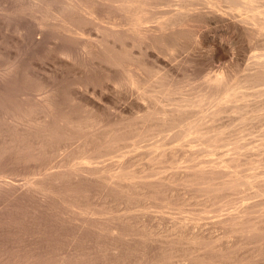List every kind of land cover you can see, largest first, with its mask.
I'll use <instances>...</instances> for the list:
<instances>
[{
    "label": "bare ground",
    "instance_id": "obj_1",
    "mask_svg": "<svg viewBox=\"0 0 264 264\" xmlns=\"http://www.w3.org/2000/svg\"><path fill=\"white\" fill-rule=\"evenodd\" d=\"M0 5H1V3H0ZM2 5H6V8H8L11 12H13V14L20 16L18 18H21L23 26L17 27V29L20 28V30H19L20 32L18 31V33L20 36H23L24 38L27 36V39L29 38L28 36H30V41H27L26 39L25 40L27 42H30V44L28 43V45H31V46L32 45L33 46L34 45H37V46L41 45L40 41L45 40L46 36H47L46 37L47 39L49 38L48 36L51 33L47 34L48 30L46 28V27H48V24L50 23L49 21L48 22L46 21V19L48 17L52 20H55V22L56 21L60 22V24L59 23H57V24L53 23L54 24L53 26L58 25L57 27H54V28H56L55 29L56 33H57V31L59 32V33H57V35H58L57 38H58V40H61L62 43H60L61 47H60V49L58 48L59 50L57 49V46H58L57 44H56L57 46L55 45L56 46L55 48L59 51V55L62 56L61 58H63V56H64L68 59L79 60L78 62L81 64H82V62H80V61L91 60V62H92V60L94 59L95 61H93V62L97 63L96 64L97 68L98 67L101 68V70L104 73V77L107 80V84H108L107 90H108L110 97L112 99L121 97L122 96L121 94L124 92L123 96L125 95L126 97H129V98L127 99V101H125L124 106L122 104L123 108L127 109V110L136 109L138 112H140L138 114H135V117L138 120V122H137L138 126L136 125V128L133 127L134 129L137 130L134 132L136 134H132V135L128 134L130 136H125L124 134L126 133V131H124V129H122V128H121L122 129L121 130L119 127L122 124V122L117 117L115 118V116H113L114 114L112 115L113 119L110 117V120H112V121H110L108 123H113V125L115 124L118 126L113 127L112 130L110 129V131H108V132L101 133L102 131L99 132V128H102L103 126L101 127V125H103V124H100L99 122L94 121L92 119L89 121L90 117L87 121L86 120L87 118L85 119V117L90 116V115L86 114L87 116L84 115L85 117L82 115L84 117L83 119H85L87 122H83L81 124L80 121H78V119H77V116H78L77 114L76 115L70 114L71 112L67 113V111H70L71 107H69V110H67L66 109L67 106L65 107V105L59 104L60 102H58L59 105L56 103L57 99L53 98L56 96V94L54 96L52 95L54 91L52 92V94L50 93V91H46V90L43 91L44 87H43L42 83L40 84L41 89L27 88L26 86L23 85L24 82L21 80L22 78L20 77L21 78L20 79L18 77V75L20 73L19 74L17 73L18 75H16V70L14 69L15 67H12V65L6 66V64H5V66L0 65V175L2 177V179H0V182H1L0 183V193L2 191L1 189H3L4 190V192H3L4 196L8 197V199H6V201H5V202H7L5 205H7V204L9 206L11 205V207L13 208L15 206L17 207L19 204L21 205V201H22V203H24V201H26L25 199L27 197L30 198V200H31V198H35V199L37 198V199H40V202L37 200V202L39 204H37L36 206H41L42 208L36 207V209L37 208L43 209V213H45V214H46V212H44V211L49 210L51 212V213L49 212V214H50V215L48 214L49 216H51L53 214L55 216H63L65 214H68V212H70L71 210H73V209H71V207L75 206L76 200H79L80 197L84 196L85 192H86V194L89 193V192L87 193V191H89L88 186L90 185V182L93 183L94 180H97L95 182L98 183V178H101V180H102V181L99 180L100 181L99 185H102L101 182H104V184H106L107 187H105V188L101 187L102 191L99 193L90 191V194L94 193L93 197H96V199L99 200L98 202L104 204L106 199H108L107 192H108V187H109L108 185H110V183H112L113 185H115L117 187L118 184L117 185L114 184V183H116V181L129 180L130 182H132L134 179L136 182L135 178H137V181H139V182H142V181L145 182L146 180H148L146 178L149 175H146V174L144 175V173L146 171L143 169V167H142V169H143L144 173L142 172V169H140V171H141V173H143V175L142 174H140V176L135 175L134 172H130V170L127 169V167H128L127 165L129 163L125 165L126 161H123L124 163L117 162L119 164L115 165L113 167V169L112 168H110L109 170L106 169L107 174L100 177V175H102V173L105 172L104 167H103L104 165L101 164L102 166L101 165L99 166L98 165L99 162H97L96 159L101 158L102 156L106 155L107 153L109 154L108 149H112V150L115 149L116 150L118 148L120 141L127 140L130 138V139H132V141L134 140V143H137L136 141L141 142V140L143 141V140L147 139L148 136H150V135L153 136L154 134H158V133L161 134V133L169 132L170 134L165 133L166 135H165V138H163L164 140L163 139H162L163 141L161 140L162 142L160 145L163 147V149H159V150H161V152L158 151V152H160V154L158 153L160 156L157 154L158 158H156L157 160L155 159L156 162H158V167H157V165H155V167L154 166L153 167L154 168L157 167L159 169L162 168V171H163V168H167V167L169 169L171 168V170H169V171H175V173L172 174V175H174V177H171V175H169L167 172L166 174L168 176L165 174L164 177L161 176L160 179H158L159 177L156 178L160 182L157 183V181H156L155 184L156 183L161 184V185L164 184V186L169 187V186H172L171 183H173L174 181H178V183L180 182L182 184V186L185 185V186L189 187L188 189L194 188L197 191L196 194H199L198 192H200L203 195H205V197H206V198H204L205 204H207L208 202H212L213 205L217 204L216 209L217 210L219 209V212L221 211L222 208H226V207L221 206V204L219 205V202L221 201V199L224 198V200H225L226 197L228 198L231 194L233 195V193L236 196L238 195V197L235 198V196H234L233 198L231 197V199L228 198L231 200L232 204H234L233 202L237 201L239 198L249 199L250 203H251V205L249 204L248 207H240L239 209L236 208L238 205L237 206L235 205L236 207H234V209L236 208V211H234V213L230 212L228 214L225 213L226 215L224 214V216L220 215L221 218L218 217L219 219L217 218L216 219L217 221H215V220L211 221L210 218L212 219V216L210 215L211 217L210 216H209L210 218L208 217L210 221L205 222V220H204L203 222H205V223H203V224H200V223L195 224V222H194V225H193V222H192L191 224L193 226L189 225L190 226L189 227V226H185V223H183L184 224V231L186 232V234L188 236L194 235L195 232H198V233H196L198 238H196L197 236L196 237H188L189 239L193 240L192 242L189 243V245L191 244L193 247L199 249L203 244L202 240L204 239V236H203L204 233L208 232L210 229L215 228L218 225L219 226L222 225L224 227L226 226V228L227 227L230 228V229L227 228L226 230H232V232L235 233L237 236H239V238L241 239V240L239 239L240 241L236 243V247H241L242 245H246L249 243L256 244L257 242H259V243H257V246H258L257 250H260V251L264 250V208H261L260 210L257 209L259 206H264V127H259V124H264V0H6L5 4H2ZM46 7H47V9H46L45 15H48V14L49 15L47 17H44V14L41 12H44L43 10ZM38 8L39 9L44 8V9H41L42 10L41 11ZM8 9H5V10H8ZM13 17H14V15H13ZM74 18H76L77 20L75 19L76 21H73V22H76V23H77V21H79V23L80 22H87L89 27L95 28V29L99 28L98 25H96V20L104 21V18H106L107 19L106 23L109 24V27L105 31L106 32L105 38L102 35V37L104 39H102L101 43L94 41L93 44H87L88 42L87 43L82 42L83 38L81 36L83 33H85L86 30L83 31V28H80V27H82L81 25L75 26V27L65 25L68 21L73 20ZM19 22L20 21H18V23ZM27 22L29 23L30 26L27 25ZM73 22H71V23H73ZM46 24H47V26H45ZM20 25H21V22H20ZM51 25H52V23H51ZM17 26H19V25H17ZM84 26H87V25H84ZM48 29H51V28H48ZM52 29L49 32H55V31H52ZM84 29H86V28H84ZM78 31L79 32L81 31L80 33H82V34L80 35V33ZM3 32H4V30H3ZM14 32H17V31H14ZM37 32H39L38 33L39 35L35 38V34ZM74 33L76 35H74ZM92 34H94V33H92ZM49 40H53V39H51V37H50ZM46 41H48V40H46ZM54 44H55V42H54ZM187 47L190 49V52H189L190 56L188 55V56L184 57L183 59H180L178 54H181V53H179V52H181L182 50H184ZM53 48H54V46H53ZM19 50H21V49H19ZM51 50H53V49H51ZM10 54H12V53H10ZM17 59H18V57H17ZM2 61H4V59ZM6 63H8V62H6ZM73 63H75V62H73ZM93 64H95V63H93ZM61 68H62V66H61ZM80 69H81V67H80ZM84 69H85V66H84ZM56 74H58V73H56ZM78 74H76V76ZM101 74H102V72H101ZM179 77H181L186 82V84L185 83L184 84L186 85L187 89L185 90L186 87L185 88L183 87L185 92L182 93V95H178V96L173 97L174 92L175 93H176V91L181 92L183 90V89L177 90L175 88L177 86L176 83H177ZM91 78H92V76H91ZM37 82H38V80H37ZM179 82L180 81H178V83ZM56 83H55V85H56ZM182 83H181V85H182ZM86 84H87V82H86ZM47 85L50 86L49 84H47ZM47 85L45 83V86H47ZM185 85H182V86H185ZM80 89H81V87H80ZM61 90H62V87H61ZM51 91H52V89H51ZM47 92H49V93L47 94ZM155 92L157 95L153 94ZM37 93H39L40 98L34 99L33 95L36 94V96H37ZM160 94L162 95V97L160 96ZM176 94H178V93H176ZM119 95H121V96H119ZM110 97L107 100H111ZM124 98L122 97V99H124ZM119 99H121V98H119ZM30 100H32V101H30ZM70 100H71V98H70ZM72 100H74V99H72ZM65 101H66V99H65ZM62 102H64V101H62ZM167 105H170V108H168L169 106L166 107ZM59 106H63V107H65V109L62 107H59ZM75 106H76V104H75ZM154 106H156V107H154ZM208 106H210V107L212 106L211 110H209L210 107H208ZM206 108L208 109L207 111H209V112L202 113V112H204V110ZM72 109H74V108H72ZM120 109H119V111H120ZM65 110H67V111H65ZM72 111H73L72 113L76 112L74 110H72ZM109 111H110V109H109ZM79 113H81V112H79ZM198 113L199 114L202 113V114H200L199 118H198ZM254 113H255V115H254ZM81 114H83V113H81ZM110 114H111V112H110ZM128 115H130V114H128ZM79 117H80V115L78 116V118ZM92 118H94V117H92ZM100 119L102 120L101 117H100ZM85 120H82V121H85ZM103 120H105V119H103ZM234 120H240L242 124L240 126H235V125L232 126V123ZM108 121H109V119H108ZM101 123H103V122H101ZM80 124L84 128V130H82V131H80V129H81ZM104 124H105V122H104ZM127 124H128V122H127ZM131 126H133V125H131ZM258 127L260 128L259 130H257ZM133 128H131V129H133ZM75 129H79L78 131H80V133L85 132L86 136L88 137V138H86V140L84 142L86 145V147L84 146L86 148V150L81 155L79 154L78 157L75 158L76 160L80 159V161L75 163V162L71 161V158L61 157L60 156L61 154L58 155V158H60V157L61 158L59 160H57L58 162L55 164H50L51 162H48L51 159L47 160V158H48L47 155H45V157H47V158H45L46 161L44 159H43L44 161L40 160L41 150H44V147H42L43 145L48 144L47 142H49V144H50L51 140H54V138H57V137L65 138L67 136L75 134V132H76ZM74 130H75V132H74ZM122 131H124V134H122ZM170 131H172V133ZM212 132H215V133L213 134ZM78 133L76 132V134H78ZM79 134H78V136H79ZM236 135H238V136H236ZM75 137H76V135H75ZM161 137H162V134H161ZM163 137H164V135H163ZM63 138H61V139L58 138L57 140H59V139L62 140ZM68 138L70 139V137H68ZM68 138H67V140H69ZM158 139H153V140L157 141ZM73 141H75V140H73ZM145 141H147V140H145ZM62 142H64V141H62ZM69 142H71V141H69ZM81 142H82V140H81ZM78 143H79V141H78ZM162 143H163V145H162ZM182 143L189 144L188 146L193 145L194 149L193 150L192 149L185 150L183 147L184 144L182 145ZM51 144H53V143H51ZM57 144L60 147V145H59L60 143L57 142ZM69 144H71V143H69ZM56 145H54V147ZM82 145H83V143H82ZM127 145L125 147H128ZM154 145H155V143H154ZM156 145H158V144L156 143ZM164 146H166V147L164 148ZM65 147H66V145H65ZM102 147L103 148L105 147L106 150H102L101 149ZM136 147H138V146H136ZM185 147H187V146H185ZM56 148H57V146H56ZM85 148H83V149H85ZM121 148H124V147L121 146ZM146 149L149 150L148 147ZM45 150H47V149H45ZM58 150H59V148H58ZM60 150L58 151L59 153H60ZM44 151H42V152H44ZM47 151L49 152L50 150H47ZM47 151H46V153H47ZM138 151H139V149H138ZM65 152H63V153H65ZM141 152L144 153L142 150H141ZM53 153H54V151H53ZM69 153H70V151H69ZM51 155H53V154L51 153ZM132 155H130V156H132ZM157 155H156V157H157ZM197 155H202L203 157H200V159H196L195 157ZM209 155L210 156L216 155V157H217V155H219L220 160L219 161L213 160L212 159L213 157L210 158ZM53 156L55 157V155H53ZM139 156L140 157L138 159H140V158L145 159L143 156H141V155H139ZM148 157H149V155H148ZM72 159H73V157H72ZM150 159H148V160H150ZM186 159H190L192 161L194 159L195 162L191 161L190 162L191 165H188V166L184 165L183 167L181 166L182 164L177 165V163L178 164L180 163V160H186ZM107 161H108V159H107ZM152 161H154V160H152ZM103 162H104V160H103ZM156 162H155V164H156ZM77 165H80V166H77ZM147 165L149 166V164H147ZM175 165L177 167L176 169H174ZM110 166H112V165H110ZM55 167L58 169V171H55V172L51 171V169L55 168ZM140 167H141V165H140ZM140 167H138V168H140ZM172 167H174L173 168L174 170H172ZM131 169H133V168H131ZM152 172H153V170H152ZM152 172H150V173H152ZM14 173L15 174L16 173H23V175L24 174H25V176L29 175V177L30 176L36 177V175L37 176L41 175V177L42 176L44 177V180L35 183V180H34L35 177H34V178H32L34 183L32 182V184H29V186H27L26 188L23 187L21 189H18L16 187L17 185L14 186L11 183V181H9V179L6 180L7 177L12 176V178H13ZM150 173H148V174H150ZM155 174H156V172H155ZM9 175H11V176H9ZM17 176H18V174H17ZM21 176H22V174H21ZM150 176H152V175L150 174ZM29 177H28V179H29ZM36 178L38 179L39 177H36ZM26 179L27 178H25V180ZM32 179H30V182L32 181ZM154 181L152 180V182H154ZM95 182H94V184H95ZM24 183L27 184V183H29V181L24 182ZM147 183L153 184L149 181ZM14 184H16V183H14ZM174 184H176V182H174ZM125 185H126V187L128 186L127 184H125ZM115 186L111 187V189L115 188ZM20 187L21 186H19V188ZM135 187L136 188H134V189L137 190L136 192H137L139 199H140L139 202L142 203L144 206L145 204H147V203H144V202H147V200H146L147 197H150L151 189L149 187H152V186L148 187L145 184H141V185H138ZM173 187H174V185L172 186V188ZM187 187H185V188L187 189ZM121 188H123V187H121ZM121 188H119V189H121ZM131 188H133V185ZM178 188H180V187L178 186ZM95 189H97V188H95ZM169 189H171V188L169 187ZM175 189H176V191L178 190L177 188H175ZM90 190H93V189H90ZM127 191H129V190H127ZM153 191L156 192V190H153ZM179 191H180V189H179ZM179 191H177V192H179ZM134 192H135V190H134ZM154 192H152V193L154 194ZM167 192H169V191L167 190ZM183 192L185 193L186 191L184 190ZM189 192H187V193H189ZM191 192H193V191H191ZM123 193H125V192L123 191ZM166 194H163V195H166ZM174 194H175V191H174ZM180 194H182V193H180ZM180 194H178V196H177L178 198H179ZM173 195L170 194V195H168L169 197L167 195L166 196L169 199L170 198L172 199ZM192 195L196 197L195 194H192ZM239 195H241V196H239ZM1 196L2 195H0V201L2 200ZM123 196L125 197V194H123ZM197 196H199V195H197ZM7 197H5V198H7ZM93 197H91V198H93ZM5 198L3 200H5ZM85 199L88 200L89 197H88V199L84 198V200ZM111 199H113V198L111 197ZM164 199H166V198H164ZM181 199H184V198H181ZM123 200L126 202L127 199L126 200L123 199ZM174 200H176V199H174ZM27 201H26V203H27ZM117 201H119V200H117ZM181 202H183V201H181ZM204 202H202V203L204 204ZM80 203H82V202H79V204ZM228 203H229V201H228ZM0 204H1V202H0ZM2 204H3V206H0V207H2L0 209V212H3V214L5 212H7L8 209L12 210V208H10V207L7 209L8 205L5 206L4 203H2ZM138 205H139V203H138ZM208 205H211V203H209ZM213 205L211 208H209L210 210L213 208ZM245 205H246V203H245ZM27 206L28 205H26V207ZM104 206H106V205H104ZM241 206H243V204ZM22 207H24V206L22 205ZM204 207L205 206L203 205V209H204ZM116 208L118 209L119 207L116 206ZM128 208H129V206H128ZM179 208H181V207H179ZM39 209H37V210H39ZM94 210H96V209H94ZM206 210H208V209H206ZM128 211H131V210L129 209ZM223 211H224V209H223ZM225 211H227V210L225 209ZM9 212H11V211H8L7 213H9ZM13 212H15V211H13ZM13 212H12V214H13ZM23 212H25V211H23ZM35 212H37V211H35ZM73 212H74V210L72 211V213ZM81 212L82 211L80 210V213ZM108 212H111V211H108ZM41 213H42V211H41ZM75 213H76V215L73 214L74 216H72V217H75V216L77 217V215L79 214V211L75 212ZM85 213L88 214V212H85ZM95 213H93V214H95ZM103 213H104V211H103ZM111 213H113V212H111ZM207 213L208 212H206V214ZM244 213H246V215ZM32 214H34V212H32ZM69 214L72 215L71 213H69ZM114 214H116V212ZM35 215H38V214L35 213L34 217H35ZM48 215L43 214V218H44V216L45 217L47 216V220H48L49 219ZM81 215L85 216V218H86V214H83V212ZM89 215H91V214H89ZM89 215H87V216H89ZM97 215H98V212H97ZM135 215H136V213H135ZM247 215H251L252 218L250 216H247ZM40 216H42V215H40ZM194 216H196V215L194 214ZM215 216H217V213L215 214ZM52 217H50V218H52ZM64 217H63V220H64ZM116 217H117V215H116ZM119 217H120V215H119ZM246 217H249L250 219L249 218L247 219ZM32 218H33V215H32ZM37 218H39V217H37ZM55 218H57V217H55ZM58 218H62V217H58ZM77 218H78L77 220L81 219V218L79 219V215ZM110 218H112V217L110 216ZM123 218H124V215H123ZM169 218H170V216H169ZM5 219L3 221H7V220L10 221V222L7 221L6 223L10 224L12 222L11 220H9L10 217H9V219L7 217V220H5ZM70 219H71V217H70ZM70 219H68V220L70 221ZM180 219H181V217H180ZM30 220H31V217H30ZM51 220H53V218ZM60 220H62V219H60ZM66 220L67 219H65V221ZM87 220H88V217H87ZM112 220H113V218H112ZM140 220H141V218H140ZM147 220H148V218H147ZM3 221H1L0 223H2ZM48 221L51 222L50 219ZM69 221H66V223H64V224H67V222H69ZM16 222H18V221H16ZM30 222H32V221H30ZM59 222L60 221H58V224H59ZM88 222H89V220H88ZM130 222H131V220H130ZM132 222H134V221H132ZM140 222H139V224H140ZM6 223L5 224L2 223V225L3 224L7 225ZM85 223H86V225H85ZM21 224H22V222H21ZM34 224H35V222H34ZM47 224H50V223H47ZM47 224H46V226H48V227H46V226L45 227L49 229V227L52 223L50 225H47ZM68 224L70 226V223H68ZM88 224H90V223H88ZM95 224L96 223H94V226L92 228L95 229V231H96L97 229L95 227L96 226ZM18 225H20V224H18ZM52 225L54 226V225H56V223L55 224L53 223ZM62 225H63V223H62ZM75 225L77 226V223ZM8 226L9 225L5 226V228H7ZM14 226L15 225H13V230H14ZM91 226L89 225V227H88L87 221H85V222H83V224H81V226H80L81 228H79V232L81 230H82V232H80V233L77 232V233L79 234V236L84 237V235H85L84 233L85 232L87 233V231H83V229L84 230H90V229H92ZM110 226H111V224H110ZM170 226H171V224H170ZM59 227H61V224ZM63 227H64V225H63ZM65 227L60 228V229L64 230ZM101 227H103V226L100 225L99 228H101ZM176 227H178V226H176ZM179 227H180V225H179ZM9 228L11 229V224H10ZM17 228L15 231H17ZM29 228H31V227H29ZM39 228H38V230H39ZM103 228H106V227H103ZM127 228H128V226H127ZM127 228H125V229H127ZM221 228L223 229V227H221ZM43 229L45 232L46 229L44 227H43ZM43 229H40V231L43 232ZM51 229H54V228L52 227ZM74 229H76V228L73 227V230ZM0 230H2L1 227H0ZM68 230H70V229H68ZM100 230L97 232H100ZM105 230H103V232ZM119 230L120 229L117 227V225L116 226L113 225V227L112 228L110 227V230L108 231V233L110 232L111 235L113 236V237H111L109 244H110V247L114 250L117 249V247L119 249V247L123 246L122 244H120L122 246H119V240L118 239H121V238H119L120 237L119 235H121L123 233L121 236H122V240H124V241L127 239L124 236H128V234L132 235L131 233H129L130 231L128 233H125L121 229L122 232L120 231L121 233H119ZM128 230H130V229H128ZM11 231L12 230H10L9 232H11ZM40 231H39V233H40ZM76 231H77V229H76ZM76 231H73V235L76 233ZM106 231H105V233H107ZM125 231L127 232V230H125ZM154 231H157V230H154ZM1 232L3 233V231H1ZM9 232H8V234H9ZM53 232H57V231L55 230ZM53 232L51 233V236H52ZM91 232H93V231H91ZM11 233L14 236V234L17 232L14 233V231H12ZM69 233L70 232H68L67 234H69ZM19 234L21 235L22 233H19ZM19 234L17 233V236ZM32 234L33 233H31V235ZM57 234H58V232H57ZM61 234H63V232ZM101 234H104V233H101ZM124 234H127V235H124ZM173 234H175V233H173ZM173 234H171V235H173ZM198 234H200V236ZM235 234H233V235L235 236ZM46 235H48V234H46ZM73 235H69V236L72 237ZM96 235H98V234H96ZM184 235H185V233H184ZM44 236H42V237H44ZM87 236L90 237L91 235L90 236L87 235ZM101 236H99V237H101ZM103 236L105 237V234ZM34 237L36 238V236H34ZM34 237H32V238H34ZM61 237H62V235H61ZM70 237H69V239H70ZM93 237H90V238L94 239ZM2 238H4V237H2ZM37 238H39V237H37ZM48 238H50V237H48ZM55 238H57V236ZM77 238H78V236H77ZM95 238H96V236H95ZM101 238H103V237H101ZM129 238L132 239V237H129ZM137 238H139V236H137ZM19 239H20V237H19ZM78 239H77V241H78ZM88 239L89 238H87V241H88ZM96 239H98V238H96ZM133 239H136V238H133ZM142 239H145V238H142ZM184 239H185V237H184ZM54 240H57V239H54ZM3 241H5V238L3 239ZM40 241H44V240L42 239ZM45 241H46V239H45ZM52 241L53 240H51V242ZM58 241H59V239H58ZM87 241H85V242L89 243V241L88 242ZM97 241L98 240L95 241L96 244H97ZM227 241H228V239H227ZM31 242H33V241H30L29 243H31ZM34 242H35V240H34ZM36 242H38V241H36ZM36 242L33 244V247L35 245H37L39 247L42 243V242H40V243H36ZM79 242H80V244L85 243L83 241L82 242L79 241ZM126 242L128 243V241H126ZM11 243H12V241H11ZM75 243L77 244V242H75V240H72L70 243L67 244V249H66V247H64V249L67 250L68 253H70V252L72 253V251H76L77 248H76ZM91 243H92V241H91ZM167 244H168V242H167ZM42 245H45V244H42ZM48 245H51V244H48ZM62 245H64V243ZM29 246H30V244H29ZM37 246H35V247H37ZM220 246L222 247V245H220ZM38 247L36 249H38ZM223 247L225 249L226 248L228 249V247H225V246H223ZM93 248H95V247H93ZM220 248H219V250H220ZM241 248H243V250H244V246ZM64 249H62V250L65 251ZM95 249H97V248H95ZM98 249H100V248H98ZM107 249H108V245H107ZM122 249H123V247H122ZM122 249H120V250H122ZM250 249H248V251ZM44 250L41 249V251L43 253H44ZM100 250H102V249H100ZM128 250H130V249H128ZM193 250H195V249H193ZM254 250L256 251V249H254ZM254 250L253 251L251 250L250 253L254 252ZM16 251H18V250H16ZM39 251H40V249H39ZM29 252H28V254H29ZM117 252L118 251H116L115 253H117ZM245 252L247 253L246 249L244 250V253ZM262 252H264V251H262ZM14 253H16V252H14ZM217 253H216V255L213 253L214 256L217 257ZM234 253H235V250H234ZM60 254H61V252H60ZM112 254H114V253H112ZM190 254H191V252H190ZM222 254L223 253H221L220 255H222ZM255 254H257V253H255ZM52 255H50V256H52ZM83 255H86V254L84 253ZM197 255H196V257H197ZM206 255H208V254L206 253ZM230 255H231V253H230ZM236 255H237V257L235 259V262L234 263L232 262V264H247L248 263L247 259L251 256V254H250V256H248V258H247L246 255H243L242 253H238V252ZM73 256H75V255H73ZM116 256H118V255H116ZM253 256H254V254H253ZM10 257H13V256H10ZM81 257H79V258H81ZM113 257L111 256V258H113ZM208 257L209 256H207L205 258H208ZM252 257H250V258H252ZM34 258H36V257H34ZM232 258H234V257H232ZM1 259H2V257H1ZM39 259H40V257H39ZM132 260H133V258H132ZM221 260H223V259H221ZM65 261H67V260L65 259ZM208 261L209 260H207L206 262H208ZM249 261H251V260L249 259ZM138 262H140V261H138ZM206 262H204V263H206ZM33 263H31V264H33ZM176 263H178V262L176 261ZM186 263H188V262H186ZM208 263L211 264L210 262H208ZM196 264H198V263L196 262ZM218 264H223V262L220 263V261H219ZM248 264H250V263H248ZM259 264H261V263H259Z\"/></svg>",
    "mask_w": 264,
    "mask_h": 264
},
{
    "label": "rangeland",
    "instance_id": "obj_2",
    "mask_svg": "<svg viewBox=\"0 0 264 264\" xmlns=\"http://www.w3.org/2000/svg\"><path fill=\"white\" fill-rule=\"evenodd\" d=\"M4 1V2H3ZM5 1L6 0H0V3H1V5H0V65H4L5 66V64H6V66L8 65V66H10V65H12V67H15L14 69L16 70V75H18L19 73V75H18V77L25 83H23V85L24 86H26L27 88H33V89H41L40 87H41V83H42V85H43V87L45 88H43V91L44 90H46V91H50V93L52 94V92H53V96L56 94V96L55 97H53V98H55V99H57V104H58V102H60L59 104H61V105H65V107L67 106V110H69V107H71V109L72 108H74V109H72V110H74V111H76V112H74V113H72L73 111L70 109V111H67V110H65V111H67V113L68 112H71L70 114H74V115H80V117L78 118V116H77V119H78V121H80V123L82 124L83 122H87L88 121V119H89V117H90V119H89V121L92 119V120H94V121H97V122H99L100 124H103V125H101V127L102 128H99V132L100 131H102L101 133H103V132H108V131H110V129L112 130V128L113 127H117L118 125H113V123H108V122H110V121H112V120H110V117L112 118V115L113 116H115V118L117 117L118 119H120L121 120V122H122V126L120 125L119 127H120V129L122 128V129H124V131H126V133L124 134V131H122V134H124L125 136H130V135H132V134H136V133H134L135 131H137L136 129H134V128H136V125L138 126V120H137V118L135 117V114H138V113H140V112H138L136 109H132V110H127V109H124L123 108V106H124V104H125V101H127V99L129 98V97H126L125 95L123 96V94H124V92L121 94V95H119V96H121V97H118V98H115V99H112L111 97H110V95H109V93H108V90H107V87H108V84H107V80L105 79V77H104V73H103V71L101 70V68L100 67H98L97 68V63L96 62H93V61H95L94 59L92 60V62H91V60H89V61H80V62H82V64L81 63H79L78 61L79 60H72V59H68V58H66V57H64L63 56V58H61L62 56H60L59 55V49H60V47H61V45H60V43H62L61 42V40H58V35H57V33H59L58 31H57V33H56V28H54V27H57L58 25H55V26H53L54 24L53 23H55V24H57V23H59L60 24V22H58V21H56L55 22V20H52V19H50L49 17L46 19V21L48 22H50L49 24H48V27H46L47 28V30H48V32H47V34L49 33H51L48 37V39L45 37V40H42V41H40V43H41V45H28V43L30 44V42H27V41H30V36H28L29 38L27 39V36L24 38L23 36H20L19 35V33H18V31L20 30V28H18L17 29V27H21V26H23V24H22V21H21V18H18V17H20V16H18V15H15V14H13V12H11L8 8H6V5H2V4H5ZM3 7V8H2ZM5 9H8V10H5ZM39 9V8H38ZM37 9V10H38ZM41 9H44V8H41ZM41 9H39V10H41ZM46 9H47V7L43 10L44 12H41V13H43L44 14V17H47L48 15H45V13H46ZM7 11V12H6ZM42 11V10H41ZM12 15V16H11ZM13 15H14V17H13ZM7 16V17H6ZM17 19H16V18ZM19 19V20H18ZM76 18H74L73 20H70L71 22H73V21H76L75 20ZM3 20V21H2ZM17 20V21H16ZM18 21H20L21 22V25H20V22L18 23ZM70 21H66L67 23L65 24L66 26L68 25V26H71V27H75V26H82V27H80V28H83V31H85V33H80L79 31V33H80V35L82 34V42H88L87 44H93L94 43V41L95 42H102V39H104L105 38V31L107 30V28L109 27V24L108 23H106L107 22V19L106 18H104V21H98V20H96V25H98V29H95V28H91V27H89V25L87 24V22H80L79 23V21H77V23L76 22H73V23H71ZM51 23H52V25H51ZM104 25H102V24ZM7 24V25H6ZM19 25V26H17V25ZM47 24L45 25V26H47ZM106 24V25H105ZM5 25V26H4ZM27 25L28 26H30L29 25V23L27 22ZM84 25H87V26H84ZM100 25V26H99ZM9 26V27H8ZM12 26V27H11ZM16 28H15V27ZM53 26V27H52ZM2 28V29H1ZM10 28V29H9ZM48 28H53L52 29V31H55V32H49V31H51V29H48ZM84 28H86V29H84ZM16 29V30H15ZM92 29V30H91ZM3 30H4V32H3ZM17 31V32H14V31ZM95 31V32H94ZM8 32V33H7ZM20 32V31H19ZM77 32V31H76ZM96 33L95 35L94 34H92V33ZM102 32V33H101ZM18 35H17V34ZM39 32H37L36 34H35V38L39 35L38 34ZM53 33V34H52ZM56 33V34H55ZM55 34V35H54ZM89 34V35H88ZM91 34V35H90ZM57 35V36H56ZM74 35H76L75 33H74ZM73 35V36H74ZM102 35H103V37H102ZM96 36V37H95ZM23 37V38H22ZM50 37H51V39H53V40H49L50 39ZM90 37V38H89ZM10 38V39H9ZM7 39V40H6ZM23 39V40H22ZM27 41H26V40ZM75 39V38H74ZM13 40V41H12ZM46 40H48V41H46ZM76 40V39H75ZM89 40V41H88ZM100 40V41H99ZM25 41V42H24ZM53 41V42H52ZM93 41V42H92ZM6 42V43H5ZM44 42V43H43ZM54 42H55V44H54ZM8 43V44H7ZM43 43V44H42ZM3 44V45H2ZM18 44V45H17ZM54 44V45H53ZM58 46H57V45ZM13 45V46H12ZM24 45V46H23ZM57 46V49L55 48L56 46ZM45 46V47H44ZM53 46H54V48H53ZM18 47V48H17ZM22 47V48H21ZM28 48V49H27ZM19 49H21V50H19ZM51 49H53V50H51ZM42 50V51H41ZM18 51V52H17ZM56 51V52H55ZM55 52V53H54ZM58 52V53H57ZM189 52H190V49L187 47V48H185L184 50H182L181 52H179V53H181V54H178V56H179V58L180 59H183L184 57H186V56H188L189 55ZM10 53H12V54H10ZM17 54V55H16ZM21 54V55H20ZM23 54V55H22ZM28 54V55H27ZM8 55V56H7ZM20 57H19V56ZM37 55V56H36ZM185 55V56H184ZM5 56V57H4ZM25 56V57H24ZM183 56V57H182ZM190 56V55H189ZM16 57V58H15ZM17 57H18V59H17ZM4 59V61H2L3 59ZM55 58V59H54ZM65 58V59H64ZM12 59V60H11ZM7 60V61H6ZM11 60V61H10ZM20 60V61H19ZM23 60V61H22ZM32 60V61H31ZM34 60V61H33ZM68 60V61H67ZM72 60V61H71ZM6 62H8V63H6ZM12 62V63H11ZM72 62V63H71ZM73 62H75V63H73ZM93 63H95V64H93ZM74 64V65H73ZM80 64V65H79ZM62 66V68H61V66ZM76 65V66H75ZM85 66V69H84V66ZM91 65V66H90ZM95 65V66H94ZM39 66V67H38ZM41 66V67H40ZM71 66V67H70ZM90 66V67H89ZM80 67H81V69H80ZM97 69H96V68ZM61 68V69H60ZM68 68V69H67ZM55 69V70H54ZM73 69V70H72ZM93 69V70H92ZM19 70V71H18ZM28 70V71H27ZM54 70V71H53ZM77 70V71H76ZM85 70V71H84ZM35 71V72H34ZM33 72V73H32ZM47 72V73H46ZM49 72V73H48ZM54 72V73H53ZM83 72V73H82ZM101 72H102V74H101ZM209 72V71H208ZM18 73V74H17ZM53 73V74H52ZM56 73H58V74H56ZM79 73V74H78ZM26 74V75H25ZM49 74V75H48ZM52 74V75H51ZM76 74H78L77 76H76ZM23 75V76H22ZM33 75V76H32ZM36 75V76H35ZM39 75V76H38ZM42 75V76H41ZM44 75V76H43ZM47 75V76H46ZM59 75V76H58ZM66 75V76H65ZM91 76H92V78H91ZM95 76V77H94ZM39 77V78H38ZM59 77V78H58ZM88 77V78H87ZM32 78V79H31ZM36 80H35V79ZM38 78V79H37ZM42 78V79H41ZM64 78V79H63ZM104 78V79H103ZM41 79V80H40ZM67 79V80H66ZM76 79V80H75ZM80 79V80H79ZM83 79V80H82ZM37 80H38V82H37ZM26 81V82H25ZM32 83H31V82ZM48 81V82H47ZM78 81V82H77ZM178 81H180L179 83H178ZM178 81H177V83H176V89L177 90H182L183 89V87L185 88L186 87V82L181 78V77H179V79H178ZM57 82V83H56ZM86 82H87V84H86ZM183 82V83H182ZM45 83H46V85L47 84H49L50 86H45ZM55 83H56V85H55ZM64 83V84H63ZM81 85H80V84ZM181 83H182V85H185V86H182L181 85ZM185 83V84H184ZM21 84V83H20ZM29 85V86H28ZM37 85V86H36ZM88 87H87V86ZM180 85V86H179ZM52 86V87H51ZM73 86V87H72ZM36 87V88H35ZM58 87V88H57ZM61 87H62V90H61ZM69 87V88H68ZM80 87H81V89H80ZM86 87V88H85ZM100 87V88H99ZM106 87V88H105ZM48 88V89H47ZM54 88V89H53ZM65 88V89H64ZM72 88V89H71ZM51 89H52V91H51ZM87 89V90H86ZM187 89V87L185 88V90ZM57 90V91H56ZM60 92H59V91ZM185 90L183 89L180 93L178 92V91H176V93H178V94H176L175 92V94L173 93V97H175V96H178V95H182V93H184L185 92ZM78 92V93H77ZM49 92H47V94H48ZM77 93V94H76ZM158 93V92H157ZM61 94V95H60ZM76 94V95H75ZM153 94H156V92L155 93H153ZM63 95V96H62ZM68 95V96H67ZM81 95V96H80ZM95 95V96H94ZM157 95V94H156ZM34 96V99H36V98H40V96H39V93H37V96H36V94H34L33 95ZM76 96V97H75ZM83 96V97H82ZM160 96L162 97V95L160 94ZM109 97H110V99L111 100H107V99H109ZM122 97L124 98V99H122ZM70 98H71V100H70ZM119 98H121V99H119ZM60 99V100H59ZM65 99H66V101H65ZM72 99H74V100H72ZM119 99V100H118ZM79 100V101H78ZM107 100V101H106ZM114 102H113V101ZM124 100V101H123ZM30 101H32V100H30ZM56 101V100H55ZM62 101H64V102H62ZM72 101V102H71ZM92 101V102H91ZM116 101V102H115ZM69 102V103H68ZM74 102V103H73ZM73 103V104H72ZM120 103V104H119ZM58 104V105H59ZM75 104H76V106H75ZM117 104V105H116ZM122 104H123V106H122ZM73 105V106H72ZM86 105V106H85ZM92 105V106H91ZM114 105V106H113ZM79 106V107H78ZM102 106V107H101ZM104 106V107H103ZM111 106V107H110ZM120 106V107H119ZM169 106V107H168ZM59 107H62V108H64L65 109V107H63V106H59ZM87 107V108H86ZM93 107V108H92ZM95 107V108H94ZM110 107V108H109ZM154 107H156V106H154ZM166 107H168V108H170V105H167ZM208 107H210V106H208ZM207 107V108H208ZM212 107V106H211ZM211 107L209 108V110H211ZM79 108V109H78ZM90 108V109H89ZM121 108V109H120ZM158 108V107H157ZM205 109L204 110V112H202V113H207V112H209V111H207L208 109ZM84 109V110H83ZM95 111H94V110ZM109 109H110V111H109ZM116 111H115V110ZM119 109H120V111H119ZM88 110V111H87ZM114 110V111H113ZM100 111V112H99ZM103 111V112H102ZM107 111V112H106ZM130 111V112H129ZM206 111V112H205ZM79 112H81V113H83V114H81V113H79ZM91 112V113H90ZM94 112V113H93ZM109 112V113H108ZM110 112H111V114H110ZM129 112V113H128ZM135 112V113H134ZM102 113V114H101ZM124 113V114H123ZM130 114V115H128V114ZM132 113V114H131ZM202 113H200V114H202ZM256 113V112H255ZM255 113H254V115H255ZM90 115V116H87V115ZM117 114V115H116ZM200 114L198 113V118L200 117ZM85 115V116H87V117H85V119L87 120H85V119H83L84 117L83 116ZM98 115V116H97ZM109 115V116H108ZM125 115V116H124ZM82 116V117H81ZM96 116V117H95ZM105 116V117H104ZM108 116V117H107ZM92 117H94V118H92ZM100 117L102 118V120L100 119ZM135 117V118H134ZM81 118V119H80ZM99 120H98V119ZM109 119V121H108V119ZM80 119V120H79ZM103 119H105V120H103ZM113 119V118H112ZM82 120H85V121H82ZM137 120V121H136ZM103 122V123H101V122ZM125 121V122H124ZM104 122H105V124H104ZM124 122V123H123ZM127 122H128V124H127ZM132 122V123H131ZM80 124V125H81ZM133 125V126H131V125ZM242 123H241V121L240 120H234L233 121V123H232V126L233 125H235V126H240ZM130 128H129V127ZM134 127V128H133ZM259 127H264V124H259ZM258 127V129L257 130H259L260 128ZM83 127H82V125H81V129H80V131H82V130H84V128L82 129ZM131 128H133V129H131ZM79 129H75L76 130V132L78 133H80V131H78ZM109 129V130H108ZM119 129V128H118ZM121 129V130H122ZM75 130H74V132H75ZM120 130V131H121ZM132 130V131H131ZM129 131V132H128ZM76 132H75V134H72V135H70V136H67V137H65V138H63V137H57V138H54V140H51V142H50V144H49V142H47L48 144H45V145H43L42 147H44V150L45 149H47V150H50L49 152L47 151V150H41V156H40V160H42V161H46V159L45 158H47V157H45V155H47L48 156V158H47V160H49V159H51V160H49L48 162H51L50 164H55V163H57L58 161L57 160H59L61 157H68V158H71V161H73V162H75V163H77L78 161H80V159H75L76 157H78V155L80 154H82L85 150H86V145H85V140H86V138H88L87 136H86V133L84 132H81L80 134H79V136H78V134H76ZM171 133H172V131H170ZM165 133H167V134H170L169 132H165ZM165 133H161L162 134V137H161V134H154L153 136L152 135H150V136H148V138L147 139H145V140H147V141H145V140H141V142H139V141H136L137 143H134V140L132 141V139H127V140H123V141H120V143H119V145H118V148L115 150V149H108V152H109V154L107 153L106 155H104V156H102L101 158H98V159H96V161L97 162H99L98 163V165L100 166L101 164L102 165H104L103 167H104V170H105V172H103L102 173V175H100V177L101 176H104V175H106L107 174V172H106V169L107 170H109L110 168H112L113 169V167L115 166V165H118L119 163H117V162H120V163H124L123 161H126V163H125V165L126 164H128L127 166V169L128 170H130V172H134V174L135 175H139L140 176V174H142L143 175V169L147 172H145L144 173V175L146 174V175H149L150 176V174L152 175V176H147V178L146 179H148V180H146L147 182L149 181V182H151V183H153V184H149V183H147L146 181L145 182H139V181H137V178H135L136 179V182H135V180L133 179V181L132 182H130L129 180H124V181H116V183H114V184H118L117 185V187L115 186V185H113L112 183H110V185H108L109 187H108V192H107V195H108V199H106V201H105V203L104 204H102V203H100V202H98L99 200H97L96 199V197H93V194L94 193H92V194H90V191H92V192H101L102 190H101V187L102 188H105V187H107V185L106 184H104V182H101V184L102 185H99L100 184V181H102L101 180V178H98V183L97 182H95V181H97V180H92L93 181V183L92 182H90V185L88 186V189H89V191H87V193L88 194H86V192L84 193V196H82V197H80V199L79 200H76V202H75V206H72L71 207V209H73L74 210V212L72 213V211L73 210H71L70 212H68V214L69 213H71L72 215H68V214H65V215H63V216H55L54 214L53 215H51V216H49L50 214H49V210H46V211H44V212H46V214L45 213H43V209H41L42 207L41 206H36L37 204H39L38 202H37V200L40 202V199H35V198H31V200H30V198H26L25 200L27 201V203H26V201H24V203H22V201H21V205L19 204L16 208L15 207H11V205L9 206L8 204V206L7 205H5L7 202H5L6 201V199H8V197L7 196H4V190L3 189H1L2 191H1V193H0V195H2L1 196V204H0V206H3V204L2 203H4V205L5 206H7V209L10 207V208H12V210L10 209H8L7 210V212L8 211H11V212H9V213H7V212H5L4 214H3V212H0V220L1 221H3L5 218V220H7V217H8V219H9V217H10V219L9 220H11L12 222L10 223L11 224V229L9 228L10 227V224L9 223H6L7 221H3L2 223H6L7 225H9L7 228H5V226H7V225H2V223H0V227H1V229L2 230H0V254L2 255H0V264H31V263H33V264H59L60 262V264H196V262L198 263V264H209L208 262H210L211 264H218L219 263V261H220V263H222L223 262V264H232V262L234 263L235 262V259H236V257H237V252L238 253H242L243 255H246V257L248 258V256H250V254H251V256L250 257H252L253 256V254H254V256L252 257V258H248L247 260H248V263H250V264H259V263H261V264H264V252H262V251H264V250H262V251H260V250H257L258 249V246H257V243H259V242H257L256 244H253V243H249V244H246V245H242L241 247H243L244 246V250L246 249V251H247V253L245 252L244 253V250H243V248H241V247H236V243L237 242H239L241 239L239 238V236H237L235 233H233L232 232V230H226L227 228H226V226L224 227V226H222V225H218V226H216L215 228H212V229H210L208 232H205L204 233V239L202 240V246L198 249V248H195V247H193L191 244L189 245V243L190 242H192L193 240H191V239H189L188 237H196L197 236V234L196 233H198V232H195V234L194 235H191V236H188L187 234H186V232L184 231V224L183 223H185V226H191L192 224V222H193V225H194V222H195V224H203V223H205V222H209L210 220L212 221V220H215V221H217L216 219L219 217V218H221L220 217V215L221 216H224V214L225 213H230V212H233L234 213V211H236V208H240V207H248V205L250 204L251 205V203H250V200L249 199H243V198H239L237 201H235V202H233L234 204H232V202H231V197L233 198L234 196H235V198H237L238 197V195L236 196L234 193H233V195L231 194L228 198H230V199H228L227 197H226V201L224 200V198L223 199H221V201L219 202V205L221 204V206H223V207H226V208H222L221 209V213L219 212V209L217 210L216 209V206H217V204H214L213 205V203L212 202H208L207 204H205V200H204V198H206L205 197V195H203L202 193H200V192H198L199 194H196L197 193V191L194 189V188H190V189H188L189 187H187V186H185V185H183L182 186V184L179 182L178 183V181H174V182H176V184H174V182L173 183H171L172 184V186L174 185V187L172 188V186H169L171 189H169V187H167V186H164V184H157V183H159L160 181L159 180H157L156 178H158V179H160L161 178V176L162 177H164V175L168 172V174L169 175H171V177H174V175H172V174H174L175 173V171H169V170H171V168L169 169L168 167L167 168H163V171H162V168L161 169H159V168H157L158 167V162H156V158H158V155L160 154V152H161V150H159V149H163V147L160 145L161 144V142L164 140L163 138H165ZM213 134L215 133V132H212ZM128 134H130V135H128ZM74 135V136H73ZM75 135H76V137H75ZM86 137H85V136ZM163 135H164V137H163ZM236 136H238V135H236ZM68 137H70V139L68 138ZM73 139H72V138ZM153 137V138H152ZM58 138H63L62 140H57ZM67 138L69 139V140H67ZM76 138V139H75ZM84 138V139H83ZM159 138V139H158ZM56 139V140H55ZM153 139H158L157 141L156 140H153ZM163 139V140H162ZM73 140H75V141H73ZM79 141V143H78V141ZM81 140H82V142H81ZM153 140V141H152ZM162 140V141H161ZM62 141H64V142H62ZM69 141H71V142H69ZM153 143H152V142ZM159 141V142H158ZM57 142L58 143H60L59 145H60V147L58 146V144H57ZM62 142V143H61ZM71 143V144H69V143ZM73 142V143H72ZM75 142V143H74ZM78 144H77V143ZM81 142V143H80ZM143 142V143H142ZM51 143H53V144H51ZM82 143H83V145H82ZM125 143V144H124ZM147 143V144H146ZM154 143H155V145H154ZM156 143L160 146H158V145H156ZM57 144V145H56ZM69 144V145H68ZM128 144V145H127ZM135 144V145H134ZM140 144V145H139ZM144 144V145H143ZM146 144V145H145ZM184 144V145H183ZM52 145V146H51ZM54 145H56L57 146V148H56V146L54 147ZM65 145H66V147H65ZM128 146V147H125V146ZM162 145H163V143H162ZM182 145H183V147H184V149L185 150H187V149H194L193 147V145L191 146H188L189 144H186V143H182ZM46 146V147H45ZM50 146V147H49ZM72 148H71V147ZM81 146V147H80ZM85 146V147H84ZM121 146L122 147H124V148H121ZM134 146V147H133ZM136 146H138V147H136ZM142 146V147H141ZM152 146V147H151ZM154 146V147H153ZM185 146H187V147H185ZM48 147V148H47ZM70 147V148H69ZM133 147V148H132ZM149 148V150L148 149H146V148ZM157 147V148H156ZM166 146H164V148H165ZM192 147V148H191ZM51 148V149H50ZM57 150H56V149ZM58 148H59V150H60V153L58 152L59 150H58ZM79 148V149H78ZM83 148H85V149H83ZM121 148V149H120ZM43 149V148H42ZM64 149V150H63ZM70 149V150H69ZM102 150H106V148L104 147H102L101 148ZM125 149V150H124ZM135 149V150H134ZM138 149H139V151H138ZM151 149V150H150ZM56 150V151H55ZM141 150L144 152V153H142L141 152ZM147 150V151H146ZM157 150V151H156ZM42 151H44V152H42ZM46 151H47V153H46ZM52 151V152H51ZM53 151H54V153H53ZM66 151V152H65ZM69 151H70V153H69ZM78 151V152H77ZM80 151V152H79ZM135 151V152H134ZM154 151V152H153ZM158 151H160V152H158ZM53 154V155H55V157L53 156V155H51V153ZM63 152H65V153H63ZM73 152V153H72ZM126 152V153H125ZM128 152V153H127ZM133 152V153H132ZM153 152V153H152ZM46 153V154H45ZM56 153V154H55ZM75 153V154H74ZM122 153V154H121ZM159 153V154H158ZM44 154V155H43ZM61 154V155H60ZM112 154V155H111ZM133 154V155H132ZM154 154V155H153ZM158 154V155H157ZM58 155H60L59 157L60 158H58ZM74 155V156H73ZM130 155H132V156H130ZM136 155V156H135ZM139 155H141V156H143L145 159H143V158H140V159H138L140 156ZM146 155V156H145ZM148 155H149V157L151 158H149L148 157ZM151 155V156H150ZM156 155H157V157H156ZM53 156V157H52ZM57 156V157H56ZM121 156V157H120ZM160 156V155H159ZM210 156V155H209ZM208 156V157H209ZM44 157V158H43ZM52 157V158H51ZM72 157H73V159H72ZM131 157V158H130ZM200 157H203L202 155H197L195 158L196 159H200ZM213 157V158H212ZM218 157V158H217ZM217 157H216V155H211L210 156V158H212L213 160H220V158H219V155H217ZM130 158V159H129ZM134 158V159H133ZM154 158V159H153ZM215 158V159H214ZM217 158V159H216ZM44 159V160H43ZM56 159V160H55ZM107 159H108V161H107ZM111 159V160H110ZM120 159V160H119ZM133 159V160H132ZM148 159H150V160H148ZM156 159V160H155ZM195 159V160H196ZM76 160V161H75ZM103 160H104V162H103ZM115 162H114V161ZM136 160V161H135ZM146 160V161H145ZM152 160H154V161H152ZM56 161V162H55ZM102 161V162H101ZM131 161V162H130ZM192 160H190V159H186V160H180V163L178 164L177 163V165H181L182 167L184 166V165H186V166H188V165H191V162ZM54 162V163H53ZM113 162V163H112ZM155 162H156V164H155ZM192 162H195L194 161V159H193V161ZM117 163V164H116ZM143 163V164H142ZM152 163V164H151ZM184 163V164H183ZM147 164H149V166L147 165ZM101 165V166H102ZM110 165H112V166H110ZM130 165V166H129ZM138 167H140V165H141V167L140 168H138ZM155 165H157V167L156 168H154L155 167ZM77 166H80V165H77ZM108 166V167H107ZM134 166V167H133ZM152 166V167H151ZM154 166V167H153ZM142 167H143V169H142ZM145 167V168H144ZM175 167V168H174ZM174 167H172V170H174V169H176L177 167H176V165L174 166ZM131 168H133V169H131ZM139 170H138V169ZM174 168V169H173ZM56 169V170H55ZM140 169H142V172L143 173H141V171H140ZM71 170V169H70ZM137 170V171H136ZM150 170V171H149ZM152 170H153V172H152ZM156 170V171H155ZM51 171H58V169L55 167V168H52L51 169ZM149 171V172H148ZM158 171V172H157ZM140 172V173H139ZM150 172H152V173H150ZM155 172H156V174H155ZM172 172V173H171ZM139 173V174H138ZM148 173H150V174H148ZM164 173V174H163ZM17 174H18V176H17ZM21 174H22V176H21ZM159 174V175H158ZM16 175V176H15ZM27 175V174H26ZM156 177H155V176ZM167 175V174H166ZM9 176H11V175H9ZM13 176L15 177H13L12 178V176L11 177H7L6 178V180H8L9 179V181H11V183L14 185V186H16L18 189H21V188H26L27 186H29V184H32V182L34 183V181H33V179L32 178H34L35 176H30L29 177V175H27V176H25V174L23 175V173H14L13 174ZM20 176V177H19ZM25 176V177H24ZM168 176V175H167ZM0 177H1V175H0ZM28 177H29V179H28ZM36 177H39L38 179L36 178ZM36 177L34 178V180H35V183H37V182H39V181H43L44 180V177L42 176L41 177V175H36ZM153 177V178H152ZM166 177V176H165ZM12 178V179H11ZM25 178H27L26 180H25ZM0 179H2V177L0 178ZM30 179H32V181L30 182ZM38 181H37V180ZM24 180V181H23ZM100 180V181H99ZM151 180V181H150ZM152 180L154 181V182H152ZM27 181H29V183H27V184H25L24 182H27ZM127 181V182H126ZM157 181V183L155 184V182ZM21 182V183H20ZM94 182H95V184H94ZM139 182V183H138ZM1 183V182H0ZM14 183H16V184H14ZM20 183V184H19ZM129 183V184H128ZM145 184L146 186H152V187H149L150 189H151V193H150V197H147V202H144V203H147V204H145L144 206H143V204L142 203H140L139 202V196H138V194H137V190L136 189H134V188H136L135 186H138V185H141V184ZM25 184V185H24ZM92 184V185H91ZM98 184V185H97ZM124 184V185H123ZM125 184H127L128 186L126 187V185ZM149 184V185H148ZM170 184V185H171ZM105 185V186H104ZM113 185V186H112ZM123 185V186H122ZM132 185H133V188H131L132 187ZM159 187H158V186ZM19 186H21L20 188H19ZM115 186V188H112L111 189V187H114ZM154 186V187H153ZM156 186V187H155ZM176 186V187H175ZM178 186L180 187V188H178ZM182 186V187H181ZM187 187V189L185 188V187ZM121 187H123V188H121ZM166 187V188H165ZM95 188H97V189H95ZM99 188V189H98ZM119 188H121V189H119ZM157 188V189H156ZM164 188V189H163ZM175 188H177L178 190L177 191H179V189H180V191L179 192H177L176 191V189ZM90 189H93V190H90ZM126 189V190H125ZM169 191V192H167V190ZM184 191H186L185 193L182 191V190ZM194 189V190H193ZM118 190V191H117ZM125 192V193H123V191ZM127 190H129V191H127ZM134 190H135V192H134ZM153 190H156V192H154ZM120 191V192H119ZM132 191V192H131ZM160 191V192H159ZM165 191V192H164ZM174 191H175V194H174ZM182 191V192H181ZM190 191V192H189ZM191 191H193V192H191ZM110 192V193H109ZM112 192V193H111ZM114 192V193H113ZM116 192V193H115ZM130 194H129V193ZM134 192V193H133ZM152 192H154V194L152 193ZM187 192H189V193H187ZM125 194V197L123 196V194ZM159 193V194H158ZM167 193V194H166ZM180 193H182V194H180ZM115 194V195H114ZM122 194V195H121ZM163 194H166L167 196L168 195H170V194H174L173 195V197H172V199L170 198H168L166 195H163ZM178 194H180V196H179V198L177 197L178 196ZM192 194H195L196 195V197L195 196H193ZM87 195V196H86ZM157 195V196H156ZM185 195V196H184ZM191 195V196H190ZM197 195H199V196H197ZM110 196V197H109ZM117 196V197H116ZM129 196V197H128ZM152 196V197H151ZM155 196V197H154ZM184 196V197H183ZM188 196V197H187ZM239 196H241V195H239ZM3 197V198H2ZM5 197H7V198H5ZM88 197H89V199H88ZM91 197H93V198H91ZM111 197L114 199H111ZM129 199H128V198ZM166 198V199H164V198ZM178 199H177V198ZM190 197V198H189ZM5 198V200H3ZM84 198H87L88 200H84ZM127 199L126 200V202L123 200V199ZM134 198V199H133ZM158 198V199H157ZM168 198V199H167ZM181 198H184V199H181ZM196 198V199H195ZM201 198V199H200ZM94 201H93V200ZM121 199V200H120ZM174 199H176V200H174ZM187 199V200H186ZM200 199V200H199ZM81 200V201H80ZM92 200V201H91ZM108 200V201H107ZM117 200H119V201H117ZM168 202H167V201ZM195 200V201H194ZM249 200V201H248ZM35 201V202H34ZM78 201V202H77ZM130 201V202H129ZM166 201V202H165ZM175 201V202H174ZM181 201H183V202H181ZM224 201V202H223ZM228 201H229V203H228ZM79 202H82V203H80L79 204ZM142 202V201H141ZM149 202V203H148ZM202 202H204V204L202 203ZM36 203V204H35ZM138 203H139V205H138ZM151 203V204H150ZM168 203V204H167ZM174 203V204H173ZM183 203V204H182ZM209 203H211V205H208ZM245 203H246V205H245ZM248 203V204H247ZM25 204V205H24ZM113 204V205H112ZM118 204V205H117ZM132 204V205H131ZM159 204V205H158ZM232 204V205H231ZM243 204V206H241ZM22 205L24 206V207H22ZM26 205H28L27 207H26ZM78 205V206H77ZM104 205H106V206H104ZM117 207H119L118 209L116 208V206ZM123 207H122V206ZM127 205V206H126ZM203 205L205 206L204 207V209H203ZM208 205V206H207ZM212 205H213V208L210 210L209 208H211L212 207ZM230 205V206H229ZM237 207H236V206ZM245 205V206H244ZM35 206V207H34ZM112 208H111V207ZM121 206V207H120ZM128 206H129V208H128ZM133 208H132V207ZM147 206V207H146ZM167 206V207H166ZM210 206V207H209ZM36 207H41L40 209L39 208H37V209H39V210H37L36 209ZM114 207V208H113ZM132 209H131V208ZM136 207V208H135ZM143 207V208H142ZM179 207H181V208H179ZM231 207V208H230ZM234 207H236L235 209H234ZM2 207H0V209H1ZM83 208V209H82ZM155 208V209H154ZM261 208H264V206H259L257 209L258 210H260ZM14 209V210H13ZM36 209V210H35ZM94 209H96V210H94ZM117 209V210H116ZM130 209L131 211H128V210ZM135 209V210H134ZM143 211H142V210ZM146 209V210H145ZM168 209V210H167ZM206 209H208V210H206ZM223 209H224V211H223ZM225 209L227 210V211H225ZM234 209V210H233ZM25 211V212H23V211ZM80 210L83 212V214H86V218H85V216H82L81 214H82V212L80 213ZM91 210V211H90ZM108 210V211H111V212H113V213H111V212H106V211ZM184 210V211H183ZM213 210V211H212ZM13 211H15V212H13ZM18 211V212H17ZM34 212V214L36 213V214H38V215H35V217H34V214H32V212ZM35 211H37V212H35ZM39 211V212H38ZM41 211H42V213L44 214V215H48V218L50 219V221L51 222H49L48 220H47V216L45 217L44 216V218H43V214L41 213ZM79 211V219L80 220H77L78 218V215H77V217L75 216V217H72V216H74L73 214H75L76 215V213L75 212H78ZM88 212V214L87 213H85V212ZM94 211V212H93ZM100 211V212H99ZM103 211H104V213H103ZM136 211V212H135ZM169 211V212H168ZM217 211V212H216ZM12 212H13V214H12ZM20 212V213H19ZM22 212V213H21ZM48 212V213H47ZM91 212V213H90ZM96 212V213H95ZM97 212H98V215H97ZM116 212V214H114ZM144 212V213H143ZM186 212V213H185ZM206 212H208L207 214H206ZM214 212V213H213ZM3 215H2V214ZM26 215H25V214ZM51 213V212H50ZM93 213H95V214H93ZM100 213V214H99ZM135 213H136V215H135ZM154 213V214H153ZM158 213V214H157ZM210 213V214H209ZM217 213V216H215V214ZM219 213V214H218ZM223 213V214H222ZM15 214V215H14ZM20 214V215H19ZM30 214V215H29ZM89 214H91V215H89ZM122 214V215H121ZM138 214V215H137ZM143 214V215H142ZM194 214L196 215V216H194ZM245 215H246V213H244ZM13 215V216H12ZM18 215V216H17ZM25 215V216H24ZM32 215H33V218H32ZM40 215H42V216H40ZM87 215H89V216H87ZM97 217H96V216ZM116 215H117V217H116ZM119 215H120V217H119ZM123 215H124V218H123ZM147 215V216H146ZM172 215V216H171ZM205 217H204V216ZM212 216V219L210 218L211 216ZM219 215V216H218ZM226 215V214H225ZM21 218H20V217ZM23 216V217H22ZM53 216V217H52ZM65 216V217H64ZM91 216V217H90ZM110 216L113 218V220H112V218H110ZM169 216H170V218H169ZM175 216V217H174ZM177 216V217H176ZM186 216V217H185ZM201 216V217H200ZM210 216V217H209ZM247 216H250L251 217V215H247ZM5 217V218H4ZM12 217V218H11ZM20 219H19V218ZM30 217H31V220H30ZM37 217H39V218H37ZM50 217H52L53 218V220H51L52 218H50ZM55 217H57V218H55ZM58 217H62V218H58ZM63 217H64V220H63ZM70 217H71V219H70ZM87 217H88V220H89V222H88V220H87ZM106 217V218H105ZM126 217V218H125ZM136 219H135V218ZM155 217V218H154ZM180 217H181V219H180ZM196 217V218H195ZM210 218V220H209V218ZM2 218V219H1ZM42 218V219H41ZM55 218V219H54ZM94 218V219H93ZM140 218H141V220H140ZM144 218V219H143ZM147 218H148V220H147ZM191 218V219H190ZM193 218V219H192ZM218 218V219H219ZM247 219L249 218V217H246ZM252 218V217H251ZM18 219V220H17ZM28 219V220H27ZM34 219V220H33ZM46 219V220H45ZM60 219H62V220H60ZM65 219H67L66 221H69L68 219H70V221L69 222H67V224H64V223H66V221H65ZM76 219V220H75ZM121 219V220H120ZM131 220V222H130V220ZM143 219V220H142ZM174 219V220H173ZM176 219V220H175ZM196 219V220H195ZM250 219V218H249ZM27 220V221H26ZM38 220V221H37ZM55 220V221H54ZM57 220V221H56ZM77 223V226L75 225L76 223L74 222V221ZM83 220V221H82ZM91 220V221H90ZM100 220V221H99ZM107 220V221H106ZM109 220V221H108ZM126 220V221H125ZM137 220V221H136ZM151 222H150V221ZM194 220V221H193ZM205 220V222H203ZM0 221V222H1ZM16 221H18V222H16ZM29 221V222H28ZM30 221H32V222H30ZM58 221H60L59 222V224H58ZM65 221V222H64ZM85 221H87V226L89 227V225L91 226V228L94 226V223H96L95 225V227H96V231H95V229H90V230H84L83 229V231H87V233L85 232H83L85 235H84V237L82 238L81 236H79V234L77 233V232H79V228H81L80 226H81V224H83V222H85ZM94 221V222H93ZM125 221V222H124ZM132 221H134V222H132ZM141 221V222H140ZM185 221V222H184ZM191 221V222H190ZM197 221V222H196ZM199 221V222H198ZM8 222H10V221H8ZM21 222H22V224H21ZM24 222V223H23ZM34 222H35V224H34ZM74 222V223H73ZM80 224H79V223ZM100 222V223H99ZM116 222V223H115ZM138 222V223H137ZM139 222H140V224H139ZM165 222V223H164ZM29 225H28V224ZM43 223V224H42ZM47 223H56V225H50V224H47ZM62 223H63V225H64V227H65V229L63 230H61L60 228H64L63 227V225H62ZM68 223H70V226H69V224ZM88 223H90V224H88ZM92 223V224H91ZM133 223V224H132ZM148 223V224H147ZM150 223V224H149ZM153 223V224H152ZM155 223V224H154ZM158 223V224H157ZM188 223V224H187ZM17 224V225H16ZM18 224H20V225H18ZM24 224V225H23ZM46 224L47 225H50V227H49V229L48 228H46V227H48V226H46ZM60 224H61V227H59L60 226ZM72 224V225H71ZM110 224H111V226H110ZM170 224H171V226H170ZM175 224V225H174ZM180 225V227H179V225ZM13 225H15L14 226V230H13ZM24 227H23V226ZM35 225V226H34ZM46 229V231L44 232V229H43V227ZM76 227H75V226ZM85 225H86V223H85ZM100 225H102L103 227H106V228H103V227H101L103 230H105L107 233H105V231L103 232V230L101 229V228H99L100 227ZM113 225L114 226H116L117 225V227L120 229L119 230V233H121L122 232V230H123V232H125V233H128L129 231V233H131L132 235H130V234H128V236L129 237H132V239H130L128 236H124V235H127V234H124L123 236L124 237H126L127 239L124 241V240H122V234L121 235H119L120 237L119 238H121V239H118L119 240V246H122L123 247V249H122V247H119V249H118V247H117V249H115L116 251H118L117 253H115L116 251L114 250V249H112L111 247H110V239H111V237H113L112 235H111V233L109 232L108 233V231L110 230V227L112 228L113 227ZM192 225V226H193ZM37 226V227H36ZM40 228H39V227ZM46 226V227H45ZM56 226V227H55ZM58 226V227H57ZM99 226V227H98ZM127 226H128V228H127ZM133 226V227H132ZM161 226V227H160ZM168 226V227H167ZM176 226H178V227H176ZM182 226V227H181ZM189 226V227H190ZM18 227V228H17ZM29 227H31V228H29ZM54 228V229H51V228ZM69 227V228H68ZM73 227L74 228H76L77 229V231H76V229H74L73 230ZM78 227V228H77ZM94 227V228H95ZM98 227V228H97ZM124 229H123V228ZM219 227V228H218ZM221 227H223V229L221 228ZM5 228V229H4ZM9 228V229H8ZM16 228H17V231H15L16 230ZM20 228V229H19ZM23 228V229H22ZM26 228V229H25ZM38 228H39V230H38ZM56 228V229H55ZM58 228V229H57ZM70 229V230H68V229ZM125 228H127V229H125ZM148 230H147V229ZM166 228V229H165ZM7 229V230H6ZM28 229V230H27ZM40 229H43V232H41L40 231ZM51 229V230H50ZM101 229V230H100ZM122 229V230H121ZM128 229H130V230H128ZM144 229V230H143ZM146 229V230H145ZM228 229H230V228H228ZM10 230H12V231H14V233L15 232H17L18 234L19 233H22L21 235L19 234L18 236H17V233H15L14 234V236H13V234L11 233V232H9ZM21 230V231H20ZM23 230V231H22ZM38 230V231H37ZM57 231L58 232V234H57V232H53V231ZM68 230V231H67ZM76 231V233L73 235V231ZM100 230V232H97V231H99ZM125 230H127V232L125 231ZM136 232H135V231ZM154 230H157V231H154ZM182 230V231H181ZM1 231H3V233L1 232ZM6 233H5V232ZM19 231V232H18ZM39 231H40V233H39ZM49 231V232H48ZM63 232V234H61L62 232ZM66 231V232H65ZM91 231H93V232H91ZM121 231V232H120ZM139 233H138V232ZM153 231V232H152ZM163 231V232H162ZM178 231V232H177ZM231 231V232H230ZM8 232H9V234H8ZM53 232V234H52V236H51V233ZM68 232H70L69 234H67ZM80 232H82V230L80 231ZM79 232V233H80ZM90 232V233H89ZM97 232V233H96ZM180 232V233H179ZM185 233V235H184V233ZM24 233V234H23ZM31 233H33L32 235H31ZM38 233V234H37ZM45 233V234H44ZM50 233V234H49ZM56 233V234H55ZM82 233V234H83ZM89 233V234H88ZM95 233V234H94ZM101 233H104L105 234V237L103 236L104 234H101ZM137 233V234H136ZM142 233V234H141ZM157 233V234H156ZM173 233H175V234H173ZM182 233V234H181ZM207 233V234H206ZM3 234V235H2ZM40 234V235H39ZM45 236H44V235ZM46 234H48V235H46ZM60 234V235H59ZM78 234V235H77ZM91 235L90 237H93L94 239H92V238H90V237H88L87 235ZM96 234H98L99 236H101V237H103V238H101V237H99L98 235H96ZM145 234V235H144ZM171 234H173V235H171ZM181 234V235H180ZM233 234H235V236L233 235ZM12 235V236H11ZM61 235H62V237H61ZM67 235V236H66ZM69 235H73L72 237H70ZM93 235V236H92ZM109 235V236H108ZM177 235V236H176ZM179 235V236H178ZM199 236H200V234H198ZM11 236V237H10ZM34 236H36V238L34 237ZM42 236H44V237H42ZM54 236V237H53ZM57 236V238H55ZM77 236H78V238H77ZM95 236H96V238H98V239H96L95 238ZM137 236H139V238H137ZM158 236V237H157ZM202 236V235H201ZM210 236V237H209ZM215 236V237H214ZM221 236V237H220ZM2 237H4L5 238V241H3V239L4 238H2ZM19 237H20V239H19ZM32 237H34V238H32ZM37 237H39V238H37ZM42 237V238H41ZM47 237V238H46ZM48 237H50V238H48ZM59 237V238H58ZM66 237V238H65ZM69 237H70V239H69ZM108 237V238H107ZM123 237V238H124ZM183 237V238H182ZM184 237H185V239H184ZM208 237V238H207ZM230 237V238H229ZM236 237V238H235ZM17 238V239H16ZM52 238V239H51ZM87 238H89L88 239V241H89V243H86L85 241H87ZM133 238H136V239H133ZM142 238H145V239H142ZM148 238V239H147ZM154 238V239H153ZM196 238H198V236L196 237ZM14 241H13V240ZM22 239V240H21ZM30 239V240H29ZM38 239V240H37ZM44 240V241H40V240ZM45 239H46V241H45ZM50 239V240H49ZM54 239H57V240H54ZM58 239H59V241H58ZM77 239H78V241H77ZM125 239V238H124ZM147 239V240H146ZM176 239V240H175ZM214 239V240H213ZM227 239H228V241H227ZM238 239V240H237ZM240 239V240H239ZM17 240V241H16ZM26 240V241H25ZM34 240H35V242L36 241H38V242H36V243H40V242H42L41 243V245L38 247L37 245H35V246H37L38 247V249H36L37 247H33V244L35 243L34 242ZM51 240H53L52 242H51ZM72 240H75V242H77V244H76V248L78 249H76V251H72V253L70 252V253H68L67 252V250H65L64 249V247H66V249H67V244L68 243H70ZM96 240H98L97 241V244L95 243V241ZM153 240V241H152ZM213 240V241H212ZM236 240V241H235ZM11 241H12V243H11ZM30 241H33V242H31V243H29ZM48 241V242H47ZM51 243H50V242ZM79 241H83V242H85V243H81L80 244V242ZM87 241V242H88ZM91 241H92V243H91ZM125 243H124V242ZM126 241H128V243L126 242ZM179 241V242H178ZM221 241V242H220ZM234 241V242H233ZM2 242V243H1ZM9 242V243H8ZM18 242V243H17ZM21 242V243H20ZM44 242V243H43ZM46 242V243H45ZM100 242V243H99ZM167 242H168V244H167ZM182 242V243H181ZM210 242V243H209ZM25 243V244H24ZM64 243V245H62ZM91 243V244H90ZM95 243V244H94ZM102 243V244H101ZM108 243V244H107ZM130 243V244H129ZM172 243V244H171ZM184 243V244H183ZM188 243V244H187ZM223 243V244H222ZM235 243V244H234ZM11 244V245H10ZM28 244V245H27ZM29 244H30V246H29ZM42 244H47L46 246L45 245H42ZM48 244H51V245H48ZM61 244V245H60ZM87 244V245H86ZM89 244V245H88ZM120 244H122V245H120ZM212 244V245H211ZM222 245V247L220 246V245ZM225 244V245H224ZM227 244V245H226ZM230 244V245H229ZM3 245V246H2ZM14 245V246H13ZM32 245V246H31ZM54 245V246H53ZM66 245V246H65ZM86 245V246H85ZM95 245V246H94ZM100 245V246H99ZM107 245H108V249H107ZM132 245V246H131ZM146 245V246H145ZM152 245V246H151ZM170 245V246H169ZM12 246V247H11ZM48 246V247H47ZM56 246V247H55ZM104 246V247H103ZM137 246V247H136ZM158 246V247H157ZM161 246V247H160ZM172 246V247H171ZM186 246V247H185ZM190 246V247H189ZM192 246V247H191ZM223 246H225V247H228V249L226 248H224ZM257 246V247H256ZM5 247V248H4ZM14 247V248H13ZM20 247V248H19ZM30 247V248H29ZM46 247V248H45ZM50 247V248H49ZM52 247V248H51ZM62 247V248H61ZM82 247V248H81ZM85 247V248H84ZM89 247V248H88ZM92 247V248H91ZM93 247H95V248H97V249H95V248H93ZM175 247V248H174ZM221 247V248H220ZM247 247V248H246ZM251 249H250V248ZM80 248V249H79ZM84 248V249H83ZM91 248V249H90ZM98 248H100V249H104L103 251L102 250H100V249H98ZM169 248V249H168ZM212 248V249H211ZM218 248V249H217ZM219 248H220V250H219ZM39 249H40V251H39ZM41 249H45L44 250V253L41 251ZM59 249V250H58ZM62 249H64L65 251H63ZM89 249V250H88ZM109 252H107L106 250ZM120 249H122V250H120ZM128 249H130V250H128ZM156 249V250H155ZM174 249V250H173ZM193 249H195V250H193ZM211 249V250H210ZM222 249V250H221ZM239 249V250H238ZM248 249H250L249 251H248ZM254 249H256V251L254 250ZM3 250V251H2ZM16 250H18V251H16ZM20 250V251H19ZM120 250V251H119ZM161 250V251H160ZM215 250V251H214ZM231 250V251H230ZM234 250H235V253H234ZM238 250V251H237ZM243 250V251H242ZM253 251L254 250V252L255 253H257V254H255L254 252H252V253H250V251ZM30 251V252H29ZM82 251V252H81ZM84 251V252H83ZM88 251V252H87ZM100 251V252H99ZM151 251V252H150ZM219 251V252H218ZM230 251V252H229ZM233 251V252H232ZM14 252H16V253H14ZM28 252H29V254H28ZM60 252H61V254H60ZM126 252V253H125ZM161 252V253H160ZM189 252V253H188ZM190 252H191V254H190ZM219 254H218V253ZM12 253V254H11ZM41 253V254H40ZM50 253V254H49ZM86 254V255H83V254ZM112 253H114V254H112ZM124 253V254H123ZM206 253L208 254V255H206ZM216 255V253H217V257L216 256H214V254ZM221 253H223L222 255H220ZM230 253H231V255H230ZM250 253V254H249ZM10 254V255H9ZM14 254V255H13ZM28 254V255H27ZM43 254V255H42ZM46 254V255H45ZM53 254V255H52ZM57 254V255H56ZM140 254V255H139ZM168 254V255H167ZM198 254V255H197ZM212 254V255H211ZM260 254V255H259ZM9 257H8V256ZM18 255V256H17ZM34 255V256H33ZM45 255V256H44ZM50 255H52V256H50ZM65 255V256H64ZM73 255H75V256H73ZM101 255V256H100ZM115 255V256H114ZM116 255H118V256H116ZM196 255H197V257H196ZM10 256H13V257H10ZM21 256V257H20ZM38 256V257H37ZM67 256V257H66ZM72 256V257H71ZM82 256V257H81ZM111 256L113 257V258H111ZM182 256V257H181ZM207 257V256H209L208 258H205V257ZM212 256V257H211ZM226 256V257H225ZM258 256V257H257ZM1 257H2V259H1ZM34 257H36V258H34ZM39 257H40V259H39ZM43 259H42V258ZM79 257H81V258H79ZM99 257V258H98ZM109 257V258H108ZM116 257V258H115ZM126 257V258H125ZM153 257V258H152ZM202 257V258H201ZM215 257V258H214ZM232 257H234V258H232ZM5 260H4V259ZM9 258V259H8ZM26 258V259H25ZM74 258V259H73ZM92 258V259H91ZM132 258H133V260H132ZM136 258V259H135ZM149 258V259H148ZM11 259V260H10ZM39 259V260H38ZM65 259L67 260V261H65ZM81 259V260H80ZM86 261H85V260ZM126 259V260H125ZM221 259H223V260H221ZM249 259L251 260V261H249ZM255 259V260H254ZM10 260V261H9ZM18 260V261H17ZM29 260V261H28ZM33 260V261H32ZM37 260V261H36ZM83 260V261H82ZM96 260V261H95ZM115 262H114V261ZM207 260H209L208 262H206ZM213 260V261H212ZM217 260V261H216ZM219 260V261H218ZM13 261V262H12ZM17 261V262H16ZM20 261V262H19ZM45 261V262H44ZM52 261V262H51ZM74 261V262H73ZM82 261V262H81ZM88 261V262H87ZM138 261H140V262H138ZM159 261V262H158ZM176 261L178 262V263H176ZM203 263H202V262ZM216 261V262H215ZM228 261V262H227ZM10 262V263H9ZM28 262V263H27ZM57 262V263H56ZM64 262V263H63ZM79 262V263H78ZM98 262V263H97ZM105 262V263H104ZM108 262V263H107ZM117 262V263H116ZM175 262V263H174ZM186 262H188V263H186ZM204 262H206V263H204ZM231 262V263H230ZM247 263V264H248Z\"/></svg>",
    "mask_w": 264,
    "mask_h": 264
}]
</instances>
